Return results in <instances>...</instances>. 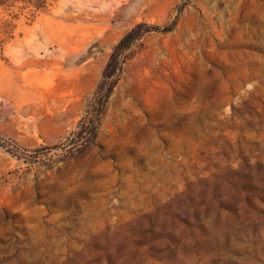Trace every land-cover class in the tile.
Returning a JSON list of instances; mask_svg holds the SVG:
<instances>
[{
	"label": "rangeland",
	"instance_id": "374dc122",
	"mask_svg": "<svg viewBox=\"0 0 264 264\" xmlns=\"http://www.w3.org/2000/svg\"><path fill=\"white\" fill-rule=\"evenodd\" d=\"M0 264H264V0L0 5Z\"/></svg>",
	"mask_w": 264,
	"mask_h": 264
},
{
	"label": "trees",
	"instance_id": "16d2710c",
	"mask_svg": "<svg viewBox=\"0 0 264 264\" xmlns=\"http://www.w3.org/2000/svg\"><path fill=\"white\" fill-rule=\"evenodd\" d=\"M10 1H14V0H0V5H6V4H8Z\"/></svg>",
	"mask_w": 264,
	"mask_h": 264
}]
</instances>
